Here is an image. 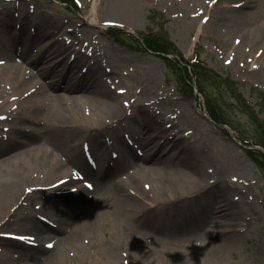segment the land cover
Wrapping results in <instances>:
<instances>
[{"label": "rangeland", "instance_id": "1", "mask_svg": "<svg viewBox=\"0 0 264 264\" xmlns=\"http://www.w3.org/2000/svg\"><path fill=\"white\" fill-rule=\"evenodd\" d=\"M13 1L0 0V28H3L1 24L5 19L3 13L10 10V7L23 10L17 13V17L21 16V19H23L22 15L26 13L27 7L30 6L35 9V13L32 17L27 14L28 18L31 20L33 18L39 25H44L45 28L43 29L49 35L51 30H70L74 25L80 28L78 29L80 32L84 29L94 38L97 37L102 40V44L106 47L103 46L104 55L108 58L116 76V78L113 77L110 80L111 82L114 80L113 84L116 92L121 91L122 94V96H117L111 93L116 96V106H118L117 108L122 116L115 119L116 116L105 115L102 117V122L105 123V121L111 119L112 124L108 127L112 129L119 128L118 132L127 135L133 134L136 138L149 135L150 142L154 143L153 146H160L164 142L155 151L152 158L160 160L164 164L159 166V173L169 170L168 167L180 174L178 181L180 184L173 186L175 193L170 196L171 199H167V197L160 198V193L150 194L146 189L149 181L141 180L138 190H145L150 195L144 200L146 203L138 200L143 198L137 197V200H135L139 203V206L132 207V213L141 212L144 215L146 208L158 209L156 205L161 204L162 207L171 212H169L170 218L184 219L192 215L198 223L191 229L199 228L200 236L199 233H196L197 238L198 240L203 239L205 233L212 234L215 232L218 234L225 230L223 228L215 230L210 221L215 206L214 201L210 202L209 197L203 196V199H195L187 208L178 205L177 210H170L168 206L173 202H177L176 198L183 201V198H187V194L198 195L203 191L214 193L221 187L226 188L221 195L226 196L228 194V203L238 206L239 216L237 220H240V217L243 220L245 219V209L249 202L253 201V207L257 206V214L253 216L251 213L248 216L250 220H244V223L248 224L249 231L247 234L235 233V235L239 234L240 236L235 247H230L227 251L218 249L208 257L188 259L185 264H264V167L261 170L257 168L256 159L249 155L248 149L244 145L245 142H249L250 144L264 146V90H262L264 88V69L256 70L260 72L253 73L252 75H255V77L251 74L248 75L246 72L249 69L246 59L254 57L257 51L263 50L261 56L264 62V41L261 40L264 39V0H217V3L211 7L209 6L211 0H97L95 4L96 27H87L86 24L81 25L87 21L86 17L92 0H75L78 6L77 8L72 6L73 11H71L69 5V8L67 6L63 7L50 0ZM68 3L72 5L73 1L72 3L68 1ZM238 5H241V7L234 8ZM40 10L47 12L50 16L40 15ZM240 13L245 14V16L241 18ZM247 14H250V16H247ZM8 15L12 17V13ZM206 16L209 19L205 24H202L201 22ZM105 21L116 22L125 31L133 29L138 37L148 33L165 36L167 42L181 52L186 60L190 61L196 56V60H194L200 65L202 64L203 67L208 68L209 73L213 74L214 77H220L223 81L236 82L246 109L243 108V105L236 108L227 107L226 109H230V111L228 113L225 111L223 117L218 116L219 118L216 121L213 115L210 118L204 109L203 98L198 95L196 97L189 96L186 92L183 83L190 78L188 74L182 70L180 72L174 69L163 59L156 58L155 55L146 52L130 40H125L126 45L130 48L114 44L105 36V30L100 27ZM254 21H256V24ZM62 23L65 27L59 28ZM13 29L14 25L12 23L10 27L0 29L1 36L5 38L9 37V34L12 36L11 30ZM27 30H34V27L29 25L25 32ZM196 37L199 39L194 42ZM233 39L240 41V44L235 46ZM244 39L247 41H244ZM253 40L260 42L256 43L254 47L248 46L247 43ZM237 47L241 48L238 53L234 50ZM244 47H250L251 53ZM67 54L74 55L70 51ZM233 55L236 58L231 61L230 58ZM32 58L34 59V57ZM225 63L228 64L227 67ZM179 66L183 67V65ZM81 67V64L77 67L78 75L83 72ZM102 77L101 72V81ZM214 77L210 76L211 83L216 82ZM179 87L182 88V93L179 91ZM222 89L221 86L219 90ZM214 91L213 87L204 89L205 94ZM224 95L226 103L233 102L231 94ZM5 96L8 97V94L6 93ZM202 96L205 97L203 94ZM27 99L24 98V100ZM104 101L111 102V99H104ZM139 101L143 102L141 106ZM128 103L131 104V107L128 106ZM41 106L43 107V104ZM142 108L149 115H152V123L149 122L147 125L145 116L140 115V113L145 115ZM43 113L45 112L43 111ZM251 116L258 121H252ZM155 123L162 124L161 129L167 140L160 139L161 136H159L160 138H153V136H157L158 131L153 127ZM10 125L6 129L13 128L12 124ZM6 129H3L0 135L6 133ZM107 136L109 135H104V137ZM77 138L75 136L72 140L76 142L79 153V144L83 135L79 139ZM171 142H173L174 149L170 147ZM51 149L53 154L56 155L58 148L51 145ZM255 149L259 148L255 147ZM191 153L192 155L195 153V156L199 158L196 160L195 157L192 160L194 166L190 159L192 157ZM185 157L189 159L183 160ZM261 160L262 158L260 159V165L264 166V161ZM202 165L205 174L197 178L199 181L195 182L194 178ZM16 178H3L0 175V220L2 218L5 221L9 219L11 222L8 229L0 228V264H24L28 260L25 256L17 257L15 255L14 246L17 247V244L20 243L2 240L8 238L15 240L21 234H28L34 237L35 241L44 243L43 250L46 243V246H50L48 238H43L38 233H31L33 231L31 230L30 221L27 222L26 218L31 215L35 221L42 222L36 217L37 214L46 217L47 224L42 223L44 226L47 225L48 228V223L52 222H59L56 224H59L63 229L72 222L80 228L78 230L79 248L73 253L75 257L72 258L71 255L68 256L67 254L61 256L64 247L59 244V254L52 264H145L138 262V259H136L138 257L132 250L127 251L126 248L117 246L118 244H124L123 242L127 239L129 232L134 233L135 230L133 229L136 227L137 220L133 221V216L125 215L124 217L123 214L122 218H118V211L115 214L109 212L104 204H108L110 199L105 201L97 199L100 189L97 188L93 191L95 199H90L88 204L84 201L90 193L82 191L80 195L79 193L72 194V196L79 195L81 199H84L83 206L75 212V207L68 203L65 198H61L68 195L66 193L67 189L63 190L64 187L56 190L55 195L52 196L53 198L49 199L45 194H40L41 191H34L35 186L21 181L19 179L21 177ZM159 179L164 182L170 181L168 176ZM32 183L49 187L43 185L37 179ZM185 183L190 187L187 188ZM133 184L134 181L130 183L125 191H117L120 193L119 200L126 199V191L129 194L138 196ZM216 187H218L216 191L211 190H215ZM26 190L28 191L25 193ZM50 191L52 190L45 189V192ZM35 193L39 195H35ZM129 196L132 197V195ZM31 199L33 202L29 207ZM151 201L156 205L150 207L149 202ZM20 203L24 204L23 208H21ZM101 206L105 209L99 215L101 220L98 221H102L101 224L95 226L94 224L98 221H85L84 213L88 209L91 211ZM147 213L145 214L147 215ZM54 214H61L60 221L54 218ZM165 222L169 221L160 222L158 227L163 224L165 226ZM3 223L4 221L0 223V227ZM139 228L145 229L142 226L137 229ZM50 229L55 231L58 228L50 226ZM48 235L52 238L51 234ZM56 236L61 237V232H56ZM250 237H254V241L249 240ZM245 239L251 243L246 242ZM126 244H129L128 239ZM201 245L200 248L196 246L194 249L198 256H200L201 251L199 249L204 247V243ZM109 249L113 252H110ZM245 251L250 252L244 254ZM32 255L31 253L30 256ZM49 257L45 258L43 264L50 263Z\"/></svg>", "mask_w": 264, "mask_h": 264}, {"label": "bare ground", "instance_id": "2", "mask_svg": "<svg viewBox=\"0 0 264 264\" xmlns=\"http://www.w3.org/2000/svg\"><path fill=\"white\" fill-rule=\"evenodd\" d=\"M96 2L97 0H92L91 17L88 16V20L85 23L87 27H94L97 22L95 14ZM12 12L14 11L8 10L3 13L5 19L1 27L6 28L11 26L13 18L8 14ZM39 12L40 15L50 16L47 12L45 13L42 10ZM244 16L245 14L240 13L241 18ZM247 16H250V14H247ZM44 18H46V16H44ZM256 21H254L255 24ZM22 26V31L25 32L26 23L23 19ZM32 26L35 28L33 35H29L25 39H16V37H14L10 40L0 42V49H2L0 50V54L3 55L13 52L7 50V47L10 45H15L17 47L18 45L29 46L35 44L31 52L38 58V60L32 61L30 58L31 53L24 52V54H22L20 52V56L23 57V60H20L22 65H19L23 68L17 66L18 64H13L10 59L7 60V63L0 61V134L4 128L11 126L10 124H12L13 127L8 128L5 135L0 136V145H2L0 146V175H2L3 178H16L19 176L21 177L19 179L24 183L35 186L34 191H41L40 194H45L47 198L52 199L56 190L63 187V190L67 189L73 178H68L71 168L72 171L82 170L87 177L93 179L97 184L103 182L104 178L102 176L99 174H92L90 172L91 169L82 164V160L77 151V144L72 138L76 136V138L78 137L77 139H79L80 136L83 135L82 141L79 144V149L83 146V141L85 140L90 141L96 149H103L107 138L112 140V145L114 147L122 149L121 139L118 136L119 128L112 129L108 127L112 124L111 119L105 121V123L102 122V117L105 115L116 116L115 119H118L122 115L117 108L118 106H116V96L106 91L104 87L105 84L103 85L101 81V72L102 75H104L107 66L110 64L108 58L99 53L98 47L93 48L94 54L101 58L95 61L97 66H88L90 63L85 62L83 66H88L87 71L84 74L78 75L77 66L81 64L79 62L83 61V57L79 56L77 59L68 62L63 57V55L66 54L67 47L60 44L68 42L74 47L79 44L78 39L68 35L67 37L60 38L58 41H54L52 36L44 29L40 28L38 24L34 23ZM69 33L72 32L69 30ZM82 33L93 41H102L96 40L94 36L84 29ZM58 36H65V33H61ZM261 40L264 41V39ZM244 41L247 40L244 39ZM259 42L260 41L253 40L249 41L247 44H249L248 46L250 47H254L255 44ZM104 48L106 47L104 46ZM101 49L102 46H100V50ZM240 49L241 48H237V51L240 52ZM20 56L18 55V57ZM86 57H89V54H86ZM99 64H101V66H99ZM249 74L255 77V75H252L253 73ZM6 93L8 97L5 96ZM24 98L28 99L24 100ZM104 99H111V102H106ZM41 104H43V107ZM43 111L45 113H43ZM140 115L145 116L147 125L149 122L152 123V115H149L146 111L145 115L142 113H140ZM33 117L36 120L31 119ZM120 119L122 120V118ZM153 127L155 130H158L156 133L157 136H153V138H160V135H165L161 129V123H155ZM104 135L109 136L104 137ZM150 140L149 135L144 136L142 145L153 147L154 143L150 142ZM51 145L58 148V150L60 149L59 151L57 150L56 155L53 154ZM171 148L174 149L173 145ZM195 157L196 160L199 159L198 156H195V153H193L190 158L193 166L194 163L192 160H194ZM184 159L188 160L189 158L185 157L183 160ZM96 164L101 165V167L107 165L104 160H98ZM152 164L155 165L139 163L135 166L137 171L136 175L132 176V181H134L133 185H135V192H137L138 196L129 194L126 191V199L121 201L119 200L120 197L118 194L113 193L111 194L110 202L104 204L109 212L115 214V212L118 211V218H122L121 216L123 214L124 217L125 215L133 216V221L137 220L136 227L133 229L135 230L134 233L129 232L127 234L129 244H126V239L123 242L124 244H118L117 246H122L126 248L127 251H129V249L132 250L136 253L138 262L145 264H185L188 259L208 257L218 249L227 251L228 248L237 245L240 237L239 234L243 233L245 229L244 220H250L248 216H250L251 213L253 216L254 214L256 215L258 208L256 205L253 207V201L249 202L245 209V219L243 220V218L240 217V220H237L239 216L237 210L238 206L233 203H228V194L226 196L221 195L226 189L223 187L219 190H217L218 187H216L215 190L211 189L213 191L217 190L214 193H209L211 191H208V193L207 191H203L198 195L187 194V198H183V201L176 198L177 202H173L168 206L170 210H177L178 205L187 208L195 199H203V196L206 198L209 197L210 202L214 201L215 206L212 216H210V221L214 225L213 228H215V230L218 228H223L225 230L221 233L216 231L218 234L215 232L212 234L205 233L203 239L200 238L198 240L197 238L196 233H199V228L196 231L191 229L198 223L192 215L184 219L170 218V211H167V208L162 207L161 204L156 205V203L152 201L149 202L150 207L156 205L158 209L146 208L144 215H142L141 212L136 214L132 213V207L139 206V203L136 201L137 197L143 198L138 199L139 201L141 200L142 203L145 202L144 200H146L151 193H160V198L167 197V199H171L168 197L175 193L173 186L175 184H180L178 183L180 174L170 168H167L169 169L167 171L159 173V166L164 165L160 160L153 159ZM203 174H205V172L202 165L194 181L198 182L199 180L197 178L202 177ZM165 176H168L170 181H160L159 178H165ZM36 179L43 185L49 187H42L41 185L38 186L32 183ZM141 180L149 181L146 189H148L150 194L145 190H138V185ZM125 185L124 181H121L118 186L125 191ZM186 187L188 188L190 185L186 184ZM45 189H50L52 191L45 192ZM78 189L80 190L81 188L78 187ZM70 193L71 192H69V194ZM69 194L61 198H65L68 203L72 204L75 207V212L77 210L79 211V207L83 206L84 199L79 197L80 194L77 196H70ZM35 195L39 194L35 193ZM108 195L109 191L103 195V199H107ZM129 195H132L134 199ZM18 200L20 201L21 199ZM31 202H33L32 199L30 200L29 207L31 206ZM86 204H88V201ZM88 211L84 213L85 221L95 222L101 220L99 215L101 212H104L105 209L101 206L98 209ZM146 212H148L147 215L145 214ZM53 216L60 221L61 214H54ZM26 220L30 221L31 230L33 231L31 233H38L41 237L48 238V241L53 245L52 248H48L50 251H45L42 247L38 248V251L42 252V254L46 253L44 262L47 256H50L49 264L55 261L59 254V244L64 247L63 254L60 253L61 256H65V254L71 255L79 248L78 230H80V228H78L76 223L73 224L72 222V224L67 225L61 237H57L56 232L59 231L58 229L53 231L50 227L48 228L46 225L44 226L35 221L31 215H28ZM3 221L4 223L0 228L8 229L11 222L9 219H6V221L3 219L1 222ZM163 221L169 222H165L166 225L164 227L160 225L159 228V223H163ZM229 221L230 223L227 224ZM101 223L102 221H98L94 225L97 226ZM139 226L145 227V229H137ZM235 233L239 234L235 235ZM48 234H51L52 238H50ZM198 235L200 236V233ZM25 236L29 235L26 234ZM2 241L10 242L7 240ZM202 243H204V247L199 249ZM196 246H199L198 249L201 250L200 256L195 253L196 251L194 249ZM14 249L17 257H28V261L25 262L26 264H35L36 259L30 261L32 258L27 256L31 253L33 247L32 250L28 247L24 249V245L20 243L17 244V247L14 246ZM109 251L113 252L111 249H109ZM127 255L129 257L128 253Z\"/></svg>", "mask_w": 264, "mask_h": 264}]
</instances>
